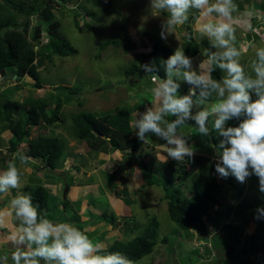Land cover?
Segmentation results:
<instances>
[{"label":"rangeland","instance_id":"1","mask_svg":"<svg viewBox=\"0 0 264 264\" xmlns=\"http://www.w3.org/2000/svg\"><path fill=\"white\" fill-rule=\"evenodd\" d=\"M1 1H4L11 8V10L17 14L19 19H22L26 15V12L23 9H19L18 4L16 3H33L37 6L43 0ZM47 1L49 5H52L54 20L59 22L57 24V28H59L60 33L77 49V53L73 56L68 55L67 57H61L57 54H52L48 57L42 53L40 56L36 57L40 78L44 83L42 88L32 87L34 80L27 75H23L21 81L29 82V86L18 88L17 85L20 84L19 81L12 80V78L10 81L3 82L0 85V93L4 91L8 92L10 88L11 91L18 88L13 93L10 91L8 95L12 98L14 96V98L22 96L23 100L26 97L47 98L50 94H52L55 98L59 92L57 90L59 89L57 85L64 84L67 86L66 88H68V90H75L74 93H76L71 95V101L60 110V116L62 118L61 127L53 129L46 123H42V121L40 124L32 127L31 137L33 138L40 134L57 136L63 145V152L65 156L66 154H69L75 159H79L83 154H81L80 151H74L75 149L81 147V143H78L77 141L75 142L74 140L76 136L74 134L70 118L71 114L86 111L100 116L106 111L113 109L117 110L118 107L133 108L135 104H137L139 111H143L146 101H152L153 97H146L144 93L140 92V89L144 88V86L153 88L155 85L147 78L142 69L139 70V73H126V67L130 64L131 66L136 64L140 66L139 58H142L143 54L152 49L154 39L157 37L160 38L162 43L166 45L170 44L173 50H175L178 46L181 47V44L183 43V40H186L188 35L187 33L190 29L186 22L183 25L176 26L173 30L174 33L169 35L166 40L162 39L160 35V26L166 14H161L157 10L151 9V0H105L104 2L101 0H69L66 5L54 2L56 0ZM253 4L254 6L251 10L255 9L264 13V8H261L259 0H256ZM240 8L241 6L239 9ZM39 16L33 15L30 17L31 24L30 27H28V30L30 35L31 30L35 28V33L39 38L38 46H41L42 48L46 44L43 40L48 38V32L43 29V26H40L38 30ZM56 23L57 22H54V25ZM52 24L53 23L50 22V25ZM254 28V34L251 31L253 35L260 33L257 27ZM238 31L239 30L236 27V44L239 39ZM191 33L193 39L197 41L204 37L196 31L195 26L192 28ZM248 35L251 36V34ZM116 36L120 38L118 46H116L118 42ZM107 40H110L109 45H105V47L101 48L100 46ZM259 40H261L260 37ZM262 41L259 42L260 46H264ZM143 42H145L146 46H142ZM239 45L240 44H237V47L242 52L241 63L247 70L251 60L254 59L255 49L260 46L258 45L252 47L249 45V47H239ZM205 49L206 48H204L203 51ZM185 84L186 83L181 84L180 91L185 89ZM22 111H24V108H22ZM132 114L130 115V118L133 121ZM168 119L171 120L173 118L168 117ZM193 123L194 122L189 121V124L185 125L182 129H180V131L188 139L190 147L194 142L196 148L203 150V145L201 143L205 142V137L194 134V129L191 125ZM59 132L61 136L59 135ZM132 136L134 135L132 134ZM152 136L154 139H151ZM7 138L8 136L3 135V138L1 137V141L3 142ZM148 139L151 140H147L146 143L141 141L143 146L148 147L147 150L150 157L148 159L149 161H146L148 162V168L153 173L156 172L157 175L166 177L169 175V172L166 171V162H162L158 159V157L162 158L163 155H165L161 147V144L165 143V141L152 134H150ZM9 155L10 152L8 153V145L0 149V170L5 168L7 161L11 159L8 157ZM86 155L87 154H85L84 157ZM197 155L198 154L195 151L194 158L189 162L193 163ZM95 156L96 154L91 153L89 158H94ZM125 156H127V154ZM119 158V161L116 159L114 162H110L109 164L117 165L121 163V168L124 169L125 167V171L123 172L124 176H117V182L115 184L117 185L116 187L120 189L122 186L127 188L126 192H121V199L123 197L125 200L123 202L124 205L129 207L125 206L123 210L119 197L118 200L120 203L116 205L118 208L116 213L122 215V217L126 216V218H135L134 221L127 223L129 226L125 225L122 220L118 219V223L111 226V229L113 230L112 237L115 235L121 239H130L133 236L135 237L141 234L143 230L145 231L146 225H148V223L152 220L151 217L155 216L158 223L156 235V244L158 243V245L155 247V251L152 255L156 256L157 252L161 253L156 256L158 259L155 260L154 264H157V262H159L158 264H187L186 262H183V258L186 259L187 256L200 257L199 261L201 264H213V261H216L218 264H222L223 260L221 257L223 255L226 260V251L221 249V251L217 252L216 249L211 248L210 254H208L206 253L204 246L207 244L210 248L211 245L209 242H205L203 239H198L197 236H195L196 234L192 237H187V234H184L183 231H178L179 228L177 224L170 219L168 214L167 202L161 199L163 196L161 187L157 186V184H153L151 186L144 184L145 178H143V173L140 171L141 165L139 166L138 161H130L129 158L125 161L123 159V155H119ZM213 159H215V155L213 156ZM29 160L31 161L29 164H21L17 161V166L21 172L22 188L19 190L13 189L7 194H0V213L4 214L3 224L0 226L2 228L6 227L8 220L10 221L11 219V221H13L15 218L10 208V200L17 191H23V187L26 184H34L36 182L35 179L38 177L44 181V186L47 187L49 179L53 178V175L50 176L47 175L46 172L44 174H42L43 172H40V168L44 164H41L40 161H36L33 158H30ZM127 162H129L130 166H128ZM185 162H188V160L178 163L182 164ZM72 163H74V161L71 163L67 161L66 167L71 168ZM81 164L82 163H79L77 160V166H80ZM95 164L97 163L95 162ZM94 167L96 168V166ZM132 169L137 170L140 176L136 178L131 175L130 172ZM196 170L197 167L190 170L191 172L194 171L191 181L188 183H180V187L183 190L182 192L185 195H188L192 191L193 181L197 177L195 173ZM107 175H103V185H106ZM216 177L219 183H223L226 179L219 177L218 174H216ZM228 178L234 181L236 187H243V194L238 196V193H236V187L226 184L222 195L226 198L223 201V207L225 210L229 209L224 223L230 222L229 225L236 226L243 223V217L245 214H248V217H255L257 207L263 205V203H261V198L264 194L259 192L258 179L255 176L249 177L245 183H239L236 178L231 175H229ZM176 182L179 185L180 181L176 179ZM52 187L56 188V183ZM64 189L62 188L58 190L56 194L62 197ZM50 192H55V189L50 188ZM73 206L74 204L71 203V206L68 208V212L71 211ZM228 206L230 208H227ZM92 211L96 212L94 209ZM217 211L219 212L218 209ZM15 223L18 226V222L15 221ZM209 223L210 227H208V233L211 236L214 234V231L211 227V222ZM259 223V230L256 231V222H250L245 229V234L251 235L252 233H255V243L261 245L264 240V219H259ZM106 224L107 225L104 224L103 226L109 228V224L107 222ZM219 225H221V223ZM99 229L101 230L103 228L100 227ZM2 230L3 229L0 228V239L3 238ZM248 235H246V240H248ZM93 237L95 239H101L99 235ZM163 238L164 242L162 241ZM110 240L111 239H108V242H111ZM0 244V255L8 252L9 260L7 264L9 262L12 263L10 258L11 252L19 247V245L13 243L14 245L10 244V248H3V242ZM251 251L252 250L249 249L247 253L250 257V264H259L261 262L260 260H264V255L260 257V260H258V258L251 253ZM150 257L151 256L149 254L139 260L133 261V264H151ZM235 263H237L236 260ZM230 264L234 263L230 261Z\"/></svg>","mask_w":264,"mask_h":264},{"label":"clouds","instance_id":"2","mask_svg":"<svg viewBox=\"0 0 264 264\" xmlns=\"http://www.w3.org/2000/svg\"><path fill=\"white\" fill-rule=\"evenodd\" d=\"M151 9L166 14L160 26L161 38L165 40L174 33L176 26L186 22L190 29L187 34L192 37L191 23L194 19L189 18V13L196 10V31L208 39L215 51L202 50L206 60L199 64L197 70H194L192 57L186 55L182 48L188 38L183 40L181 47L172 49L174 52L159 65L150 63L147 57L139 58L140 66L136 65L133 73H139L142 69L155 86L151 89L153 100L145 105L143 111L136 110L132 114V130L143 143L147 142L149 134L165 141L161 147L167 155L158 157L162 162L168 158L178 162H184L185 158L192 161L195 151L180 131L192 121L194 134L205 138L213 134L218 137V142L211 146L218 176L227 178L231 175L239 183H245L249 177L255 176L259 192L264 194V46L255 49L254 59L246 70L241 63L242 52L236 44L237 18L234 14L238 12V6L234 0H151ZM248 27L251 28V25ZM263 28L264 19L260 23L262 31ZM43 41L47 43L48 38ZM160 69H163L164 78L157 74ZM217 69L223 73L219 79L212 76ZM182 83L190 86L186 94H181ZM66 104H62V107ZM168 117L173 119L169 120ZM61 120L60 116L56 126H48L57 129L61 127ZM232 120L238 123L229 125L228 122ZM74 140L81 143L88 156L98 153L88 149L76 138ZM6 145L9 148L5 140L3 146ZM23 150H26V142L19 145L6 167L0 170V194L22 188L17 161L21 164L30 163V158L40 161L23 155ZM140 155L142 153L137 152L138 161L141 160ZM40 163L44 164L42 161ZM60 168L51 171L44 165L41 167L46 173L54 175L61 174ZM68 189L67 185L65 191ZM10 208L18 222V229L11 239L19 245L11 252L12 264H133L124 253L107 251L102 243L95 242L73 223L51 220L39 211L31 196L23 191H17L11 198ZM3 215L0 213V226L3 224ZM254 218L264 219V205L257 207ZM209 222L206 221L207 227H210ZM223 224L218 225V228ZM156 246L150 253L151 264L158 259L152 255ZM8 260L7 254L0 255V264H7Z\"/></svg>","mask_w":264,"mask_h":264},{"label":"trees","instance_id":"3","mask_svg":"<svg viewBox=\"0 0 264 264\" xmlns=\"http://www.w3.org/2000/svg\"><path fill=\"white\" fill-rule=\"evenodd\" d=\"M58 1L54 2L61 3V5H66L69 2V0ZM101 1L104 2L105 0ZM16 4H18L19 9H23L26 12V15L22 19H19L17 14L4 1L0 0V85L13 78L12 80L19 81L20 83L17 85L18 88L29 86V82L21 81L22 76L27 75L34 80L32 87L42 88L44 83L40 78L36 57L42 53L48 57L52 54L64 57L68 55L73 56L77 53V49L60 33L59 28H57L59 22L54 20L52 5H49L47 0H43L37 6L33 3ZM33 15H41L39 16L38 30L40 26H43V29L48 32V41L42 48H37L39 38L35 33V28L31 30L29 35L28 27L31 24L30 17ZM50 22L53 24L50 25ZM54 22L57 23L54 25ZM187 38V41L182 45L185 54L190 57L198 54L203 55V46L208 45V42L203 40L202 44L198 43L189 35H187ZM119 40L120 38L117 37L118 42L116 46H118ZM109 41L107 40L100 47L103 48L105 45H109ZM173 52L172 48L162 43L160 38L157 37L154 39L152 49L143 54V56L150 59V63L159 65L163 59H167ZM136 65L126 68L125 72L133 73ZM157 74L159 77L164 78L163 69H160ZM222 75L223 73L219 69L212 73L215 79H219ZM14 76L16 77L14 78ZM57 86L59 92L55 98L52 94L47 98L26 97L23 100L22 96L16 98L14 96L12 98L8 95L11 88L8 92L4 91L0 93V148H3L5 143V141H1V137L3 138V135L8 136L6 141L10 145L8 153L10 152L11 155L8 157L12 158L19 145L22 142H26V150L23 152V155L39 159L44 163V168L47 170L52 171L59 166H63L65 155L60 139L41 134L31 138L32 127L40 124L42 121L49 126H56L60 120L62 104L69 103L72 99L71 95L76 93H74L75 90H68L64 84ZM14 91H11V93ZM22 108H24V111H22ZM133 110L134 108L131 107H118L116 111L104 112L100 116L86 111L71 114L70 118L76 139L95 152H106L108 150L126 151V158H129L130 161H138L136 154L139 150L142 151L144 156L140 155L141 160L138 163L139 166L141 165L140 171L143 173V178H145L144 184L149 186L157 184V186L161 187L163 191L161 199L167 202L168 214L170 219L177 224L178 231H183L184 234H187V237H192L195 231L198 239H203L205 242L210 243V248L207 244L204 246L208 254H210L211 248L216 249L217 252L221 251V249L226 251V260L222 253V264H230V261L234 264H250V257L247 255L249 249L256 256V253L264 250V240L261 245L256 244L255 233L251 235L245 234V229L250 222L255 221L257 224L255 230L258 231L260 223L258 219L251 216L248 217V214H245L243 223L239 225L223 224L229 212V209L225 210L222 205L226 199L222 196L224 187L226 184L236 187V184L228 177L223 183H219L216 177L215 159H213L215 153L211 146H214L218 142V137L216 138V135L213 134L211 137L205 138V142L201 143L203 150L198 148L194 150L198 155L193 163L188 161L180 164L178 161L168 158L165 165L167 166L166 171L169 172V175L158 177L156 172L153 173L144 164L145 158L149 157L147 147L142 145L137 136H132L130 115ZM237 123L238 121L236 120L228 122L229 125ZM164 154L167 155L166 153ZM185 160H188V158H185ZM127 164L130 166L129 162ZM195 167H197L195 171L197 177L193 181L192 191L188 195H185L182 192L180 183L191 181L194 171L191 172L190 170ZM176 179L180 181L179 185ZM35 181L34 184L24 185L23 191L31 196L34 205H38L39 211L42 214H46L53 221L70 222L66 214L59 213L55 205L51 203V199H54V197L49 194L47 187L44 186V181L39 177ZM67 185H72V182L67 183ZM236 193H238V196H241L243 194V187H236ZM261 203L264 205V195L261 198ZM62 204L68 206V200L66 202L62 201ZM76 205L79 207L80 202H77ZM227 208L230 207L228 206ZM102 217L105 219V222L112 223L113 225H116L119 219L114 214L107 215L106 210L103 212ZM134 218L123 216L119 220L128 225L127 223L134 221ZM151 219L148 225H146L145 231L143 230L141 234L128 241L117 239L105 249L107 251H120L132 262L150 254L156 244L158 229L156 217L152 216ZM207 220L211 222L213 231L216 230L211 236L206 226ZM220 223L223 226L218 228ZM73 224L81 230L85 227L80 222L75 221ZM0 228L4 230L5 227ZM88 235L95 242L101 241V239H95L90 233ZM246 235H248V240H246ZM162 241L164 242V238ZM5 254L8 255V252ZM199 260L200 257L198 256L183 258V262L187 264H201ZM235 260L237 263H235ZM212 263L218 264L216 261ZM8 264L12 263L9 262Z\"/></svg>","mask_w":264,"mask_h":264},{"label":"crops","instance_id":"4","mask_svg":"<svg viewBox=\"0 0 264 264\" xmlns=\"http://www.w3.org/2000/svg\"><path fill=\"white\" fill-rule=\"evenodd\" d=\"M254 2H256V0H236V1L234 0V3L238 6V12L235 13L234 16L237 18L235 26L239 30L238 31L239 39L237 42V44H240L239 47H242V45L247 47H249V45H251L252 47L258 45L260 46L259 42H261L262 40H263L262 44H264V31L260 30V23L264 19V13H261L262 11L260 12L259 10H255V9L251 10V8L254 6L253 4ZM259 2L261 3V8H264V0H259ZM240 6L241 8L239 9ZM197 17H198V13L196 12V10H191L189 13V18L194 19L193 23H191L192 28L194 26L196 27ZM249 24L251 25V28L248 27ZM254 27H257L260 33L253 35L255 30ZM251 31L253 34L251 33ZM248 34H251V36ZM259 37L261 40H259ZM203 40H206L208 42V45L204 46L203 48H206L208 51L215 50L211 47L206 37L201 38V41ZM167 45L170 48H172L170 44ZM142 46H146L145 42H143ZM192 59H193L194 69L197 70L199 64L205 61L206 57L204 56V52H203V55L198 54L192 57ZM189 87L190 86L188 84H185V89L181 90V94L183 93L186 94V92H188ZM151 89L152 88L148 86H144V88L140 89V92L144 93L146 97L152 98ZM149 102L150 101H146L145 105L149 104ZM133 108L134 110L132 111V113L138 110L137 104H135ZM131 122L133 123L132 120ZM133 135L136 136L134 132ZM152 139H154L153 136ZM191 148H193V150L196 149V147L194 146V142L191 145ZM74 151L77 152L80 151V153L83 154L82 157L79 159H75L73 156L66 154L65 162L62 168L59 169V172L61 174L54 175L47 173L50 176L53 175V178L49 179V183L47 186V190L49 194L54 197V199H51L52 200L51 203L55 205L59 213L66 214L70 222L73 221V223H75L76 221V222H80L81 225L83 224V227L85 226L83 228V231H85L87 235L88 233L93 234V236L99 235L101 237V241H99V243H102L104 248H107L113 241L117 239L121 240V238L116 237V235L112 237L113 235V230L111 229V226L113 225L112 223L107 222L110 226L109 228L103 226L104 224L107 225L105 219H103L102 217L103 212L106 210L107 215L114 214L116 217H122V215L116 213L118 209L116 205L120 203L118 200L119 197L122 203L123 210L125 206H127L124 205L123 203L125 201L123 197L121 199V192H126L127 188L125 186H122V188L120 189L116 187L117 185L115 184L117 182V176L118 177H121L122 175L124 176L123 172L125 171V167L124 169L121 168L122 167L121 163L117 165L115 164L112 165L109 163L114 162L116 159L119 161L120 159L119 155H123V159L127 161V158L125 156L126 151L108 150L106 152H98L95 153L96 156L94 158L92 157L89 158L88 155L84 157L85 152L83 147H79ZM138 152L142 153V151L140 150ZM142 156H144V153H142ZM149 158L150 157L145 159L148 160ZM77 160L79 163H82L80 166H77ZM67 161L70 163L74 161V163H72L71 168L66 167ZM95 162L97 164H95ZM94 166H96V168ZM40 172H43L42 174L45 173V171L41 168H40ZM125 174L127 175L126 172ZM130 174L135 176L136 178L140 176V174L135 169H132ZM103 175H107L106 185H103L104 182ZM70 182H72V185L69 186L67 192L65 191L64 188L67 187V183ZM55 183L57 187L53 188L52 186ZM50 188L55 189V192L51 193ZM62 188L64 190L62 192V197H60L56 193L58 190ZM66 200H68V204H67L68 206L62 204V201L66 202ZM77 202H80L79 207L76 206ZM71 203H73L74 206L72 207L71 211L68 212V208L71 206ZM93 209L96 210V212H93L92 211ZM10 221L8 220L6 225L7 227H5L4 230L2 231L3 238L0 239V243L3 242V246H2L3 248L4 247L10 248L11 247L10 244L14 245L11 236L14 232L17 231L18 226L15 223L16 221L15 218L13 219V221L11 222ZM100 227L103 229L100 230L99 229ZM133 237H131L130 239L122 238V240L128 241L131 240ZM108 239H111L110 240L111 242H108ZM156 245H158V243ZM160 253L161 252H157L156 256H158ZM262 255H264L263 252L259 251L258 253H256V257L258 258V260H260V257H262ZM260 261L261 262L259 264H264V260H260Z\"/></svg>","mask_w":264,"mask_h":264},{"label":"bare ground","instance_id":"5","mask_svg":"<svg viewBox=\"0 0 264 264\" xmlns=\"http://www.w3.org/2000/svg\"><path fill=\"white\" fill-rule=\"evenodd\" d=\"M243 46V45H242Z\"/></svg>","mask_w":264,"mask_h":264}]
</instances>
